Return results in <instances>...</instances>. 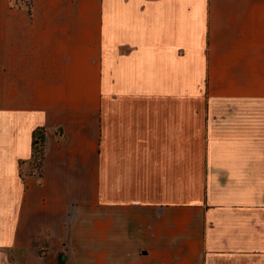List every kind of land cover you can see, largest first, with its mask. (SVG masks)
<instances>
[{
  "label": "crops",
  "instance_id": "1",
  "mask_svg": "<svg viewBox=\"0 0 264 264\" xmlns=\"http://www.w3.org/2000/svg\"><path fill=\"white\" fill-rule=\"evenodd\" d=\"M12 1L0 264H264V0Z\"/></svg>",
  "mask_w": 264,
  "mask_h": 264
},
{
  "label": "trees",
  "instance_id": "2",
  "mask_svg": "<svg viewBox=\"0 0 264 264\" xmlns=\"http://www.w3.org/2000/svg\"><path fill=\"white\" fill-rule=\"evenodd\" d=\"M23 2H20V1H16V2H13V5L14 6H17V7H20L21 5H26L29 7V9H31V3H32V0H30V2L27 4V2H25L24 0H22ZM35 141H34V154H33V164L37 165L35 167V169L37 171L42 172V167H43V160H44V149H43V137L40 136V137H37L35 136Z\"/></svg>",
  "mask_w": 264,
  "mask_h": 264
},
{
  "label": "rangeland",
  "instance_id": "3",
  "mask_svg": "<svg viewBox=\"0 0 264 264\" xmlns=\"http://www.w3.org/2000/svg\"><path fill=\"white\" fill-rule=\"evenodd\" d=\"M18 2V1H20V2H23L22 0H13V2ZM25 2H27V4L30 2V0H24ZM40 135L38 136V137H40L41 136V133H39ZM35 167L37 166L36 164L34 165ZM41 173V172H40Z\"/></svg>",
  "mask_w": 264,
  "mask_h": 264
}]
</instances>
